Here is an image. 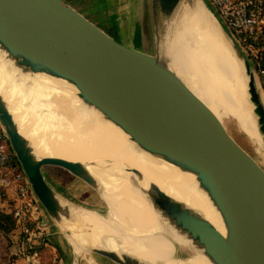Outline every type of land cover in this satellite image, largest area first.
I'll use <instances>...</instances> for the list:
<instances>
[{
	"label": "water",
	"instance_id": "water-1",
	"mask_svg": "<svg viewBox=\"0 0 264 264\" xmlns=\"http://www.w3.org/2000/svg\"><path fill=\"white\" fill-rule=\"evenodd\" d=\"M187 1L148 0L154 46L149 52L117 41L65 0H0V52L24 74L75 87L86 105L141 150L194 178L221 230L157 186L137 188L210 264H264V168L171 67L163 48L165 27L179 11L198 3L225 39L246 79L263 143L264 105L248 60L219 17L205 0ZM0 124L45 212L44 225L69 220L61 201L71 202L49 185L44 167H60L96 190L95 178L81 163L37 158L1 95ZM89 251L116 264H149L127 253Z\"/></svg>",
	"mask_w": 264,
	"mask_h": 264
},
{
	"label": "bare ground",
	"instance_id": "bare-ground-1",
	"mask_svg": "<svg viewBox=\"0 0 264 264\" xmlns=\"http://www.w3.org/2000/svg\"><path fill=\"white\" fill-rule=\"evenodd\" d=\"M187 8L166 25L164 54L223 124H233L257 146L264 165V143L239 63L200 5ZM0 95L37 158L81 163L97 182L96 190L108 206L107 215L61 201L69 208L70 219L60 222L59 228L71 234L67 242L78 256L101 248L149 264H210L137 188L155 185L221 230L219 216L192 176L141 150L86 105L75 87L44 74H24L1 52ZM246 114L251 129L243 123Z\"/></svg>",
	"mask_w": 264,
	"mask_h": 264
},
{
	"label": "rangeland",
	"instance_id": "rangeland-1",
	"mask_svg": "<svg viewBox=\"0 0 264 264\" xmlns=\"http://www.w3.org/2000/svg\"><path fill=\"white\" fill-rule=\"evenodd\" d=\"M65 1L103 28L117 41L145 51H154L148 0ZM205 2L210 10L219 17L210 1L205 0ZM115 24L116 26H114ZM224 27L226 28V26ZM226 30L230 33L228 28ZM245 118L243 123L249 129L251 127V123H248L250 121L249 114H246ZM248 119L249 121H247ZM224 125L231 136L264 168L257 146H252L245 135L233 124L224 123ZM44 173L49 185L61 197L75 205L96 210L103 216L107 215L108 206L102 201L97 190L80 182L60 167L45 166ZM49 224L51 233L39 245L42 264H93L89 261L90 259H93L97 264H116L91 251L78 256L67 242L66 237L71 234L61 230L55 220L49 219ZM13 235L10 232L0 231V264H24V261L13 253V240H15Z\"/></svg>",
	"mask_w": 264,
	"mask_h": 264
},
{
	"label": "built area",
	"instance_id": "built-area-1",
	"mask_svg": "<svg viewBox=\"0 0 264 264\" xmlns=\"http://www.w3.org/2000/svg\"><path fill=\"white\" fill-rule=\"evenodd\" d=\"M248 60L264 105V0H209ZM0 198L12 202L15 253L24 264H42L39 245L51 232L7 134L0 124ZM47 239V238H46Z\"/></svg>",
	"mask_w": 264,
	"mask_h": 264
},
{
	"label": "trees",
	"instance_id": "trees-1",
	"mask_svg": "<svg viewBox=\"0 0 264 264\" xmlns=\"http://www.w3.org/2000/svg\"><path fill=\"white\" fill-rule=\"evenodd\" d=\"M4 198H0V204L4 201ZM11 205L7 208L0 206V231L3 233H12L14 230V220L11 213Z\"/></svg>",
	"mask_w": 264,
	"mask_h": 264
},
{
	"label": "crops",
	"instance_id": "crops-1",
	"mask_svg": "<svg viewBox=\"0 0 264 264\" xmlns=\"http://www.w3.org/2000/svg\"><path fill=\"white\" fill-rule=\"evenodd\" d=\"M114 26H116V24L114 25ZM116 28V27H115ZM11 205V201H3L1 204H0V206H2V207H5V208H7V207H9ZM13 237L15 238V236L13 235ZM12 237V238H13ZM16 238H15V240H13V244H14V246H13V249H14V255H16V253H15V250H16ZM16 256H18V255H16ZM20 258V257H19Z\"/></svg>",
	"mask_w": 264,
	"mask_h": 264
}]
</instances>
